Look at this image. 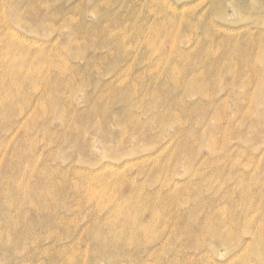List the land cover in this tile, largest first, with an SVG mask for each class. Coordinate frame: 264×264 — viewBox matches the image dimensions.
Here are the masks:
<instances>
[{"label":"rangeland","instance_id":"1","mask_svg":"<svg viewBox=\"0 0 264 264\" xmlns=\"http://www.w3.org/2000/svg\"><path fill=\"white\" fill-rule=\"evenodd\" d=\"M0 264H264V0H0Z\"/></svg>","mask_w":264,"mask_h":264}]
</instances>
